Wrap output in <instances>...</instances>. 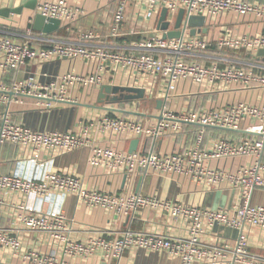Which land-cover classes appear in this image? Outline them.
<instances>
[{
    "label": "built area",
    "instance_id": "2783aa9c",
    "mask_svg": "<svg viewBox=\"0 0 264 264\" xmlns=\"http://www.w3.org/2000/svg\"><path fill=\"white\" fill-rule=\"evenodd\" d=\"M79 1L82 0L45 1L39 4L37 13L61 22L73 23L83 14L81 6L73 5V2ZM131 4L144 7L148 16L159 15L162 9L166 8L169 28L165 33L176 30L178 12L184 9V18L179 28L181 35L170 38L159 33V30H154L120 50L92 48L89 41L96 35L91 31L83 33L78 41L35 35L32 29H28L26 40L22 42L0 35L2 73L20 72L28 63L43 64L58 59L83 58L94 62L97 68L90 76L66 73L44 86L38 85L33 79H15L10 88L1 84L0 90L42 97L49 100L46 104L49 106L53 99L63 102L70 100L69 85L82 83L100 87L107 73L123 71L149 80L141 83L136 79L138 86L135 87L145 89L146 93L152 92L155 82L160 81L165 87L166 100L172 97L177 90V84L182 80H190L193 84L211 88L225 89L233 84H240L245 87H258L264 91V60L246 64L242 61H228L223 66L221 62L226 59L218 58L217 61L211 60L207 63L210 58L207 52L213 46L223 50L258 54V51L264 48V34L231 35L222 31L215 37H205L201 27H196L195 34H192L193 27L189 24L191 16H204L206 21H211L229 11L264 19L263 3L247 0H119L110 29L111 37L117 38L122 34L127 8ZM7 100L5 98V101ZM183 123L242 130L245 136L238 140L217 138L210 146H205L203 132H199L191 146L166 154L155 151L125 152L114 146L92 143L90 162L95 167L101 166L111 172L125 168L134 171L140 167L165 175L192 176L212 186L227 183L240 190L245 198V202L236 208L234 215L222 210H202L199 207L185 206L173 200L160 199L156 195L131 193L125 196L101 192L89 189L79 176L53 170H45L40 175L31 176L0 171V191L20 194L25 201L17 206L18 225L28 232L46 234L53 241L59 242L65 255L86 258L99 252L105 259H118L129 249L166 250L181 254L183 264H189L195 259L209 256V251L199 249V236L203 232L204 224L219 223L240 229L246 225L264 228V206L253 205L248 200L254 189L264 187V100L260 103L241 101L225 108L204 107L178 112L165 107L161 118L150 124L105 114L85 124L83 133L35 130L15 123L6 113L0 130V144L10 143L26 149L31 154L28 162L37 165L42 153L68 152L88 145L87 136L92 131L108 137L134 135L157 139L178 133ZM236 157H250L253 161L240 165L233 172L225 168L211 167V161L214 159ZM54 191L74 194L89 207L103 208L128 217L134 216L145 207L165 209L175 219L185 220L190 225L192 237L188 242H183L163 234L128 228L115 239L99 234L90 237L86 242H79L71 238V224L63 210L43 211L37 207L36 202H31ZM1 203L3 199L0 197ZM17 232L19 230L15 228L0 227V247L13 255L21 256L23 261L29 264L52 262L51 256L24 249ZM247 257H250L248 238L245 232L241 231L233 248V262L230 264H246ZM253 263L256 261L253 260Z\"/></svg>",
    "mask_w": 264,
    "mask_h": 264
},
{
    "label": "crops",
    "instance_id": "0c3cea01",
    "mask_svg": "<svg viewBox=\"0 0 264 264\" xmlns=\"http://www.w3.org/2000/svg\"><path fill=\"white\" fill-rule=\"evenodd\" d=\"M45 1L52 0H0V11L7 10V15L0 12V35L8 36L17 42L26 40L28 29L35 35L49 36L60 40L78 41L85 32H93L96 37L89 41L92 48H109L120 50L125 45L145 37L150 31L158 29L160 14L148 16L144 7L131 4L127 8L126 19L122 27V34L113 38L110 29L114 20L119 0H82L73 5L81 6L83 14L73 23L61 22L58 30L45 34L34 29L37 7ZM263 3L264 0H247ZM200 28L205 37H215L220 32H229L231 35H263L264 19L251 14H237L229 11L219 18L206 21ZM207 54L211 60L226 59L223 66L229 61H239L243 64L255 63L264 60V55L247 54L242 51L223 50L211 47ZM219 60V59H218ZM96 64L92 61L77 59H58L40 63H28L20 72L0 71V85L11 87L15 79L34 80L44 86L56 77L66 73L90 76L96 71ZM149 80L135 77L128 72L117 71L107 73L103 85L138 86ZM100 87L85 84L69 85V101L49 100L34 95H20L10 90H0V130L3 116L8 113L15 123L40 131H71L83 133V126L99 119L105 114L138 120L150 124L158 120L162 110L166 108L174 111L194 110L207 108H225L234 103L245 101L260 103L264 100V91L258 87H245L233 84L225 89L205 87L193 84L190 80H182L177 84V90L168 100L165 98V87L156 81L152 92H147L143 99L125 100L115 99L113 94L100 95ZM5 98L8 100L5 101ZM11 99V101H10ZM163 100V108L157 109V101ZM143 102L147 107L141 105ZM202 130V131H201ZM203 132L205 146H210L213 140L227 137L238 140L245 133L230 129L202 127L192 123H183L178 133L154 139L146 136H112L90 132L89 144L72 151H53L42 153L40 162L34 165L28 162L29 151L10 143L0 144V171L2 173H16L31 176L40 175L45 170L62 171L74 174L84 180L89 189L109 192L117 195L140 193L144 196L156 195L163 200H173L185 206L199 207L202 210H222L234 215L236 208L245 202L240 190L227 183L217 186L200 182L197 178L184 175H165L151 169L138 167L134 171L123 169L111 172L101 166H93L91 144L110 145L118 150L130 152L133 140L139 139L137 152L147 153L155 151L166 154L191 146L197 134ZM110 136V135H109ZM134 152V151H132ZM253 161L250 157H236L228 159H214L213 168H225L235 171L240 165ZM3 203L0 204V227L18 229L23 248L36 251L40 255L51 256L49 264H183L182 255L169 251H152L144 249H129L118 259H105L97 252L89 257L65 255L63 246L50 239L46 234L28 232L17 222V206L25 199L18 193L1 192ZM253 205L264 206V187L256 188L248 198ZM43 211L61 209L71 224L70 236L79 242H86L90 237L103 235L115 239L121 233L131 228L135 231L151 232L172 237L173 240L188 242L191 239V227L181 219H175L165 209L145 207L134 216L117 214L99 207H89L74 194L54 191L46 197L31 200ZM20 228V229H19ZM200 233L199 249L209 251V256L195 259L189 264H230L233 262V248L241 231L248 238L249 258L246 264H264V228L246 225L243 229L232 225L215 223L203 226ZM216 257L214 258L213 256ZM253 260L256 263H253ZM0 264H29L19 255L0 247ZM242 264V263H234Z\"/></svg>",
    "mask_w": 264,
    "mask_h": 264
},
{
    "label": "water",
    "instance_id": "95a60500",
    "mask_svg": "<svg viewBox=\"0 0 264 264\" xmlns=\"http://www.w3.org/2000/svg\"><path fill=\"white\" fill-rule=\"evenodd\" d=\"M2 15H7V10H2L0 11ZM184 9H180L177 15V20H176V25L175 28L176 30H170L167 33L164 34V36H168L170 38H175L179 37L181 35V32L179 30L180 25L182 23V20L184 18ZM168 12L167 9L164 8L161 11L159 22H158V29L165 31L169 28V22L166 21ZM189 24L193 27L192 29V34H195L196 27H204L205 29V24H206V18L204 16H191L189 17ZM61 26V21L58 19H53V18H47L42 14L37 13L35 15V20H34V29L37 31H41L45 34H50L53 33L54 31L58 30ZM258 54L264 55V48L260 49L258 51ZM105 94H113L115 99L123 98L125 100H133V99H143L146 95V91L143 88H138V87H133V86H120V85H110V84H105L102 85L100 88V95L104 96ZM164 106V101L163 100H158L157 101V109H162ZM159 119L161 116L158 117ZM139 143V139L133 140L131 143L130 147V152L137 150Z\"/></svg>",
    "mask_w": 264,
    "mask_h": 264
},
{
    "label": "rangeland",
    "instance_id": "374dc122",
    "mask_svg": "<svg viewBox=\"0 0 264 264\" xmlns=\"http://www.w3.org/2000/svg\"><path fill=\"white\" fill-rule=\"evenodd\" d=\"M141 105H143V106H145V107L148 106V104H147L146 102H143Z\"/></svg>",
    "mask_w": 264,
    "mask_h": 264
}]
</instances>
